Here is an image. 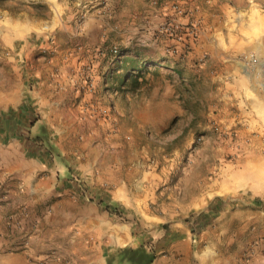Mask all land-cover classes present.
Returning <instances> with one entry per match:
<instances>
[{"label": "crops", "instance_id": "1", "mask_svg": "<svg viewBox=\"0 0 264 264\" xmlns=\"http://www.w3.org/2000/svg\"><path fill=\"white\" fill-rule=\"evenodd\" d=\"M60 12L70 13L73 23L57 17L51 24L50 14ZM78 12L81 19L75 18ZM166 18L180 24L178 39L192 47L191 57L215 63L216 75L236 95V136L264 139V0H0V264H106L113 248L136 247L131 224L109 212L113 205L125 211L132 204L124 200L123 178L114 182L110 168L72 160L54 136L67 164L51 163L41 144L51 133L43 130L56 125L59 131L57 125L72 119L75 110L66 105L68 99L50 98L60 78L48 77L47 67L33 60L54 29L68 70L92 60L105 37H120L127 46L137 35L174 41L163 29ZM63 73L61 81L67 83L71 75ZM51 106L59 112L52 114ZM252 149L239 170L221 172L210 187L206 181L192 201L208 220L199 231L204 241L190 239L188 228L176 229L168 245L154 243L151 264H264V226L250 230L264 212L252 203L264 195V151ZM240 191L247 194L233 196ZM223 193L228 197L219 198ZM47 201L51 211L40 209ZM30 220L41 222L29 229ZM43 222L49 226L41 228ZM229 222L253 242L249 250L250 239L239 247L238 263L236 244L225 247L223 255L218 247Z\"/></svg>", "mask_w": 264, "mask_h": 264}, {"label": "rangeland", "instance_id": "2", "mask_svg": "<svg viewBox=\"0 0 264 264\" xmlns=\"http://www.w3.org/2000/svg\"><path fill=\"white\" fill-rule=\"evenodd\" d=\"M50 15L53 16L51 24L57 17L61 23H73L68 12ZM78 17L81 19L80 12L75 15ZM168 23L172 25L165 30ZM163 24H166L163 28L166 33L176 34L172 36L174 41L160 42L155 35L150 38L137 35L130 41L132 46H127L120 37H105L94 50L97 54L92 60L70 70L63 66L66 61L59 55L56 30H50L43 51L33 60L38 67H47L48 77L60 78L50 88V98L66 102L68 99L66 105L75 110L72 119L57 125L59 131L56 125L43 130L51 133L49 139L41 142L51 156V163L67 164L52 139L54 136L71 151L72 160L84 165L88 161L96 162L110 168L114 182L123 178L124 200L132 204L125 211L113 205L109 212L118 221L131 224L136 235L134 246L148 248H153L154 243L168 245L169 234L182 227L189 229L190 239L203 242L205 237L199 231L208 220L200 216V206L192 201L201 189L204 191L206 181L210 187L220 180L221 172L234 167L239 170L252 148L257 146L264 151V139L241 140L236 136V113L239 112L236 95L216 75L218 66L209 64L206 56L191 57L192 47L178 39L180 24L174 27L176 23L168 19ZM126 48L136 49L145 58L154 60L145 62ZM125 56L138 63L124 74L117 66ZM63 72L71 75H66L67 83L61 81ZM50 110L52 114L59 112L54 106ZM40 128L32 132L39 134ZM238 194L245 196L247 192L240 191L233 196ZM227 197L223 193L219 198ZM255 198L258 200H252L254 206L264 211V195ZM50 203L47 201L40 209L48 207L51 211ZM39 222L30 220L26 228L33 229ZM233 223L229 222L227 232L221 234L218 247L223 255L225 247L230 249L236 244L238 263L242 257L239 247H244L252 238L233 230ZM253 225L264 226V212L250 225V230ZM45 226L49 224L43 222L41 228ZM209 235L213 239L211 231ZM252 244V240L246 244L248 250Z\"/></svg>", "mask_w": 264, "mask_h": 264}, {"label": "trees", "instance_id": "3", "mask_svg": "<svg viewBox=\"0 0 264 264\" xmlns=\"http://www.w3.org/2000/svg\"><path fill=\"white\" fill-rule=\"evenodd\" d=\"M126 51H130L134 56L142 58L143 61L154 60V58H145V55L141 54L138 50L132 48H126ZM138 63L134 58L125 56L118 64L119 69H123V73L129 72L130 69L135 68V64ZM120 74L116 75L119 76ZM39 138V135H36ZM45 140V138H44ZM108 207V206H107ZM156 253L153 248H148L144 245H138L132 247L129 245L118 247L113 252L108 253L106 257V264H151Z\"/></svg>", "mask_w": 264, "mask_h": 264}, {"label": "built area", "instance_id": "4", "mask_svg": "<svg viewBox=\"0 0 264 264\" xmlns=\"http://www.w3.org/2000/svg\"><path fill=\"white\" fill-rule=\"evenodd\" d=\"M173 8L174 9H176V10H178V7H177V5H175V4H173ZM172 25V24H171ZM174 27H177V24H175L174 25ZM192 31V33H193V35H195V33H196V31L193 29V30H191ZM114 52H116L117 50H116V48H114V50H113Z\"/></svg>", "mask_w": 264, "mask_h": 264}]
</instances>
